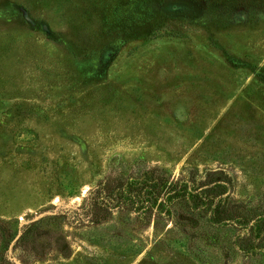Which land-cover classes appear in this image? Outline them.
<instances>
[{
	"label": "rangeland",
	"instance_id": "obj_1",
	"mask_svg": "<svg viewBox=\"0 0 264 264\" xmlns=\"http://www.w3.org/2000/svg\"><path fill=\"white\" fill-rule=\"evenodd\" d=\"M138 165L225 169L264 203V0H0V264H264L229 232L92 221ZM44 231L71 255L35 252Z\"/></svg>",
	"mask_w": 264,
	"mask_h": 264
},
{
	"label": "trees",
	"instance_id": "obj_2",
	"mask_svg": "<svg viewBox=\"0 0 264 264\" xmlns=\"http://www.w3.org/2000/svg\"><path fill=\"white\" fill-rule=\"evenodd\" d=\"M234 187L235 180L225 169L204 173L189 169L174 177L160 166L138 165L126 176L107 175L90 191L87 207L96 223L121 211L133 214L138 226L167 218L194 233L200 229L229 232L231 245L239 251L250 257L264 256V203L236 202ZM44 233L50 239L36 242L35 252L56 247L64 256L71 255L63 234ZM24 236L21 233L17 241Z\"/></svg>",
	"mask_w": 264,
	"mask_h": 264
}]
</instances>
